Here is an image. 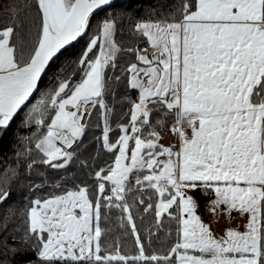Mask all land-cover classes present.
I'll return each mask as SVG.
<instances>
[{
	"label": "snow or ice",
	"instance_id": "6c2138e0",
	"mask_svg": "<svg viewBox=\"0 0 264 264\" xmlns=\"http://www.w3.org/2000/svg\"><path fill=\"white\" fill-rule=\"evenodd\" d=\"M112 4L32 0L28 7L36 13L37 30L28 54L19 59L20 25L0 26V137L41 93L23 121L36 126L24 139L39 154L26 168L37 162L67 168L89 126L90 109L99 110L98 139L114 155L107 169L95 172L94 200L87 187L79 186L31 200L23 212L21 239L34 247L40 264H264V0H182L174 11H162V18L150 15L129 25L144 48H123L114 38L115 18L108 16L79 56L54 73L56 87L41 92L51 64L87 34L97 10ZM122 52L134 60L120 64V75H107ZM108 81L137 93L115 142L109 136L114 109L105 100ZM166 134L178 145L164 146ZM15 155L27 157L30 149ZM17 176L15 168L0 173V239L13 254L17 250L7 241L16 237L2 234L14 209L2 206ZM134 191L154 200L138 198L146 205L142 211L154 216L149 236L164 227L166 218L176 222L177 239L167 253L146 251L132 211L135 203L126 199ZM196 193L208 198L207 221L199 214ZM105 209H119V227L130 229L134 253L122 252L119 240L104 247ZM234 212L247 215L245 231L214 233L212 225L221 216L230 220Z\"/></svg>",
	"mask_w": 264,
	"mask_h": 264
},
{
	"label": "trees",
	"instance_id": "16d2710c",
	"mask_svg": "<svg viewBox=\"0 0 264 264\" xmlns=\"http://www.w3.org/2000/svg\"><path fill=\"white\" fill-rule=\"evenodd\" d=\"M182 0H117L110 7H105L98 11L90 22L87 34L75 42L73 46L63 52L49 67L47 74L41 83V92L52 91L58 82L59 77L53 78L54 73L59 70L67 59L79 56L86 47L88 39L93 35L99 23L108 16L115 18L117 26L114 38L121 43L123 48H143L146 43L141 42L130 31L129 25L133 22H139L141 19H147L153 16L154 19L162 18L159 14L168 13L181 4ZM32 0H0V26L8 24H19L17 29L20 32L19 42L17 43V58L23 54L26 56L31 48L34 38L35 16L36 13L28 5ZM119 63L115 70L106 69L109 76L120 75V64L132 59L134 56L130 53L122 52L119 56ZM65 75V73H61ZM78 75L76 79H78ZM137 93L135 91H126L125 86L119 82L108 81V90L105 95L106 103L114 110L109 116V125L112 129L110 140L115 142L119 136V126L127 123L129 120L130 100H135ZM41 93H36L31 98V103L24 107L11 123V127L0 137V173L7 168L17 169L18 176L12 183V194L2 207L7 209L9 206L14 209V214L8 222V232L2 235L15 236L16 239H9L8 245L17 251L13 254L7 252L2 246L0 239V262L2 264H40L37 259L34 247H31L21 238L26 232V217L23 212L26 211L29 202L33 199L51 198L56 195H64L67 191H75L79 187H87L90 199H95L97 195V185L95 183V172L100 169H107L114 161L113 153L107 152L103 148V142L98 139L102 136L103 121L98 118V109H91L93 115L89 121L79 146L75 150L74 158L65 169H52L42 163L37 162L31 170L26 168V164L32 159L39 160V154L34 145H28L24 139L32 136L36 131L34 124L25 125L26 113L30 110L31 104L40 99ZM175 137L171 138L174 142ZM30 149V155L21 156L17 159L15 153ZM110 194V192L108 193ZM143 195L146 203L148 194L131 192L127 195L128 203H135L133 215L139 233L144 241L145 249L148 253L165 254L177 239V225L175 221L165 219V224L155 236H149V228L154 224V216L151 212L145 214L142 209L146 205H140L138 198ZM107 218L102 219V227L105 229V235L102 242L105 248H112L115 241L119 240L122 244V252L126 254L134 253V238L130 235V229L120 228L121 213L119 209H113L111 212L104 210ZM126 224V221H124ZM153 231H156L153 229Z\"/></svg>",
	"mask_w": 264,
	"mask_h": 264
},
{
	"label": "rangeland",
	"instance_id": "374dc122",
	"mask_svg": "<svg viewBox=\"0 0 264 264\" xmlns=\"http://www.w3.org/2000/svg\"><path fill=\"white\" fill-rule=\"evenodd\" d=\"M147 47V46H145ZM144 48V47H143ZM91 110V109H90ZM161 143L164 146H169L170 144H176L177 145V140H175L174 142H172L170 140V138H164L161 141ZM134 146V141H130V147ZM178 150V148H177ZM196 196L199 200V203L201 205L200 210H199V214L202 216V218L207 221L209 219L208 215L204 213L203 210V205L204 203L207 201V197H204L203 195H201L200 193H196ZM247 215L245 216H241L239 213H233L231 219L229 220L228 218L221 216L220 217V221L218 224L214 223L212 225V230L214 231V233H216L218 236L222 235L224 233V231L226 229H236L239 230L241 232L245 231V225L247 223Z\"/></svg>",
	"mask_w": 264,
	"mask_h": 264
},
{
	"label": "water",
	"instance_id": "95a60500",
	"mask_svg": "<svg viewBox=\"0 0 264 264\" xmlns=\"http://www.w3.org/2000/svg\"><path fill=\"white\" fill-rule=\"evenodd\" d=\"M116 1H117V0H113V3L116 2ZM98 11H100V10H97V11L93 14V16L90 18V22H91V20L93 19V17L95 16V14H96Z\"/></svg>",
	"mask_w": 264,
	"mask_h": 264
},
{
	"label": "built area",
	"instance_id": "2783aa9c",
	"mask_svg": "<svg viewBox=\"0 0 264 264\" xmlns=\"http://www.w3.org/2000/svg\"><path fill=\"white\" fill-rule=\"evenodd\" d=\"M164 137H167V138H172V137H170V136H169V135H167V134H166V135H164Z\"/></svg>",
	"mask_w": 264,
	"mask_h": 264
},
{
	"label": "crops",
	"instance_id": "0c3cea01",
	"mask_svg": "<svg viewBox=\"0 0 264 264\" xmlns=\"http://www.w3.org/2000/svg\"><path fill=\"white\" fill-rule=\"evenodd\" d=\"M177 145H178V140H177Z\"/></svg>",
	"mask_w": 264,
	"mask_h": 264
}]
</instances>
